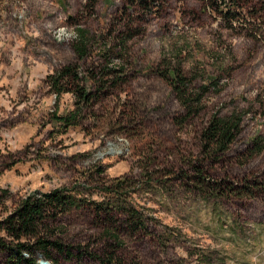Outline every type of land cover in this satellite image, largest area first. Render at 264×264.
I'll list each match as a JSON object with an SVG mask.
<instances>
[{"label": "rangeland", "instance_id": "1", "mask_svg": "<svg viewBox=\"0 0 264 264\" xmlns=\"http://www.w3.org/2000/svg\"><path fill=\"white\" fill-rule=\"evenodd\" d=\"M96 1L90 10L86 0H0V223L27 197L68 189L87 206L48 230L72 256L25 255L38 264H101L86 253L103 256L108 226L88 204L129 178L149 235L121 230L126 264H264V0L231 22L229 6L221 14L202 0H148L150 11L138 0ZM78 27L94 38L87 60L73 49ZM105 43L126 47L111 66H123L127 82L65 131L56 116L73 110L74 98H57L47 78L68 64L86 74ZM171 68L206 89L199 114L187 118L162 78ZM214 115L242 120L218 161L201 143ZM0 238L12 244L4 231ZM7 259L0 250V264Z\"/></svg>", "mask_w": 264, "mask_h": 264}, {"label": "trees", "instance_id": "2", "mask_svg": "<svg viewBox=\"0 0 264 264\" xmlns=\"http://www.w3.org/2000/svg\"><path fill=\"white\" fill-rule=\"evenodd\" d=\"M86 1L87 7L94 10L97 1ZM133 2L135 1L133 0ZM202 2L205 9H212L221 14L223 13L222 6H229L225 16L231 22V20L239 18L246 5H254L255 0H202ZM137 3L146 11H150L151 5H153L148 0H138ZM260 12H264V8ZM260 14L259 19L264 24V13ZM93 40L94 38L88 31L77 28L73 49L79 60H87L92 57L90 44ZM125 51L127 50L124 45L105 43L99 50L98 61L100 62L98 66L94 65L90 70H86V74H83L80 65L68 64L48 76L46 82L57 98H61L65 94H71L74 98V109L64 115L56 116L59 126L65 131L71 127L79 126L83 112L93 107L104 91L106 92L104 95L108 96L112 89L127 82L126 69L123 66H111L114 59L124 56ZM161 75L179 98L187 112V118L202 111V98L206 94V89L197 91L192 88L191 83L178 68L166 70ZM89 82L95 90L88 87ZM241 131L240 116L233 115L224 118L214 115L201 132L203 152L211 160H220L230 150ZM258 144L257 149L260 148ZM203 172L200 171L201 174ZM131 186H133V182L129 178L117 180L106 186L104 189L105 198L101 202L88 204L97 219L108 226L106 234L109 237L110 245L103 256L86 253L98 259L101 264H126L118 255V249L123 244L120 239L121 230L142 236L149 235L145 215L133 206L130 193L127 192V187ZM82 206L86 207L87 205L68 189L36 193L23 200L11 215L0 223V231H4L6 236L12 239V244H7L0 238V250L8 254L7 264H38L35 259L27 258L25 254L29 255L28 252L31 254L39 252L47 261H53L52 250L71 257V252L65 249L64 245L49 239L48 226L59 215L66 214L72 208Z\"/></svg>", "mask_w": 264, "mask_h": 264}]
</instances>
